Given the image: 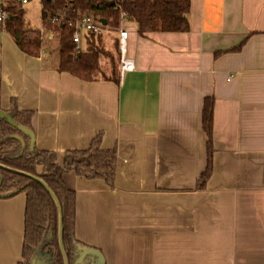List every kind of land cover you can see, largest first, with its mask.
Instances as JSON below:
<instances>
[{"label":"crops","instance_id":"1","mask_svg":"<svg viewBox=\"0 0 264 264\" xmlns=\"http://www.w3.org/2000/svg\"><path fill=\"white\" fill-rule=\"evenodd\" d=\"M187 19L125 26L134 68L118 82L59 71L58 52L28 55L0 29V109L36 113L35 146L61 154L101 133L116 148L114 187L74 178V240L105 264H264V0H190ZM206 96L212 170L197 190ZM25 206L0 196V264L22 259Z\"/></svg>","mask_w":264,"mask_h":264},{"label":"trees","instance_id":"2","mask_svg":"<svg viewBox=\"0 0 264 264\" xmlns=\"http://www.w3.org/2000/svg\"><path fill=\"white\" fill-rule=\"evenodd\" d=\"M18 9L16 13L11 12V18L3 29L13 36L21 51L38 56L42 46L40 29L25 21L20 15L23 14L22 8ZM189 9L190 0H45L41 18L45 22L58 13L66 19L82 14L97 18L101 24L100 31L86 36L84 50L75 49L71 37L72 28L65 20L51 22L59 37L57 68L59 71L70 72L81 80L110 79L118 82V31L121 23H134L140 35L152 31L186 32L189 29ZM101 19L105 20L104 24ZM46 23L51 26L47 21ZM213 110L214 98L206 96L202 126L207 135V163L195 184L197 190L206 187L212 170ZM5 111L13 114L16 123L34 130L36 113L33 110L13 108ZM15 135L24 139L23 150ZM101 139L102 134L98 133L87 148L68 150L61 154L40 150L35 145L30 150L29 137L0 118V194L17 190L24 192L26 198L23 252L18 264H30L34 250L38 247L48 264H72L75 251L74 178H100L114 187L116 148L104 149Z\"/></svg>","mask_w":264,"mask_h":264},{"label":"built area","instance_id":"3","mask_svg":"<svg viewBox=\"0 0 264 264\" xmlns=\"http://www.w3.org/2000/svg\"><path fill=\"white\" fill-rule=\"evenodd\" d=\"M19 2L26 3L27 0H0V29H3L11 18V7L18 6ZM123 14H121L122 16ZM65 20L66 24L72 28V42L75 44V49L81 50L82 38L91 32H99L101 24L97 18L89 14L77 15L74 18H64L60 13L50 17V22L58 23ZM129 30L125 27V22L121 23V28L118 31V42L120 50L119 76L122 77L126 72L132 71L134 68L133 61L127 56V39Z\"/></svg>","mask_w":264,"mask_h":264},{"label":"water","instance_id":"4","mask_svg":"<svg viewBox=\"0 0 264 264\" xmlns=\"http://www.w3.org/2000/svg\"><path fill=\"white\" fill-rule=\"evenodd\" d=\"M113 2H110L112 4ZM103 24L105 23L104 19L100 20ZM0 118L5 119L9 124L15 126L18 128L21 132H23L25 135L29 137V149L33 150L35 145V134L34 132L18 123H16L13 119V114L10 112L4 111L0 109ZM16 138L19 139L21 143V150H23V147L25 146L24 139L20 135H15ZM1 183V178H0ZM17 193V190H14L12 192H9L5 195L0 196H11L13 194ZM61 219H60V243H61ZM75 251H74V259L72 264H105V258L103 254L96 248L88 247L82 244H79L75 240L73 241ZM48 260L43 257V254H41V248L38 247L34 250V254L30 259V264H48Z\"/></svg>","mask_w":264,"mask_h":264},{"label":"rangeland","instance_id":"5","mask_svg":"<svg viewBox=\"0 0 264 264\" xmlns=\"http://www.w3.org/2000/svg\"><path fill=\"white\" fill-rule=\"evenodd\" d=\"M45 4V0H27L26 3L19 2L16 7H11L10 11L15 12L17 11L18 7L22 8L23 14L22 15L23 19L27 21L32 27L39 28L41 32V37H42V46L41 52H49L51 54H56L58 47V33L55 32L52 24L50 22V17L46 20L51 26H48L46 21L42 22L41 18V11H42V6ZM19 10V9H18ZM18 16H19V11H18ZM126 27H129L130 24L126 23ZM52 33L51 36L49 34ZM103 33V32H102ZM101 33V34H102ZM106 34V33H104ZM33 36V34H31ZM85 39L82 38L81 46L82 48H85Z\"/></svg>","mask_w":264,"mask_h":264}]
</instances>
